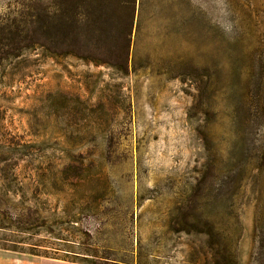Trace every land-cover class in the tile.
I'll return each instance as SVG.
<instances>
[{
    "label": "rangeland",
    "instance_id": "rangeland-1",
    "mask_svg": "<svg viewBox=\"0 0 264 264\" xmlns=\"http://www.w3.org/2000/svg\"><path fill=\"white\" fill-rule=\"evenodd\" d=\"M258 210L264 0H0V260L248 264Z\"/></svg>",
    "mask_w": 264,
    "mask_h": 264
},
{
    "label": "trees",
    "instance_id": "trees-1",
    "mask_svg": "<svg viewBox=\"0 0 264 264\" xmlns=\"http://www.w3.org/2000/svg\"><path fill=\"white\" fill-rule=\"evenodd\" d=\"M88 4L89 1H86ZM262 213L258 214L256 216L255 220V247L254 250L250 256L248 264H264V218ZM3 228V227H0ZM32 256H38V257H44V258H51L47 255H40L34 252L29 253ZM229 264H236L231 258L228 260ZM218 264H223L220 260Z\"/></svg>",
    "mask_w": 264,
    "mask_h": 264
},
{
    "label": "crops",
    "instance_id": "crops-1",
    "mask_svg": "<svg viewBox=\"0 0 264 264\" xmlns=\"http://www.w3.org/2000/svg\"><path fill=\"white\" fill-rule=\"evenodd\" d=\"M0 264H53L51 262H41V261H13V260H0Z\"/></svg>",
    "mask_w": 264,
    "mask_h": 264
}]
</instances>
